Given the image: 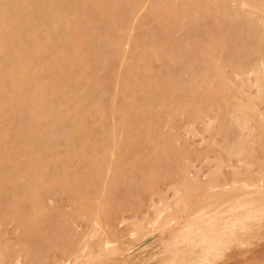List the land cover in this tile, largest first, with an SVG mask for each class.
Instances as JSON below:
<instances>
[{
  "label": "rangeland",
  "instance_id": "1",
  "mask_svg": "<svg viewBox=\"0 0 264 264\" xmlns=\"http://www.w3.org/2000/svg\"><path fill=\"white\" fill-rule=\"evenodd\" d=\"M85 1L77 8L111 6L108 13L99 9L108 20L101 24L100 35L121 44L118 58L84 63L87 83L101 96L105 110L102 116L89 114L86 119L104 118L92 120L99 137L105 129L109 133L121 115L115 137L112 134L119 143L113 140L104 150L97 144L100 137L89 143L82 141L83 134L68 137L67 122L44 123L40 139L55 143L48 149L52 156L45 169L36 172L41 177L26 179L27 185L20 178L1 176L7 174L5 169L0 171V264H264V77L259 82L254 78L264 73V0ZM188 2L190 14L185 7L181 13L180 6ZM241 2L246 5L239 7ZM114 6L120 14H114ZM251 11L252 20L245 16ZM81 39L82 35L80 43ZM166 50L169 53L164 54ZM83 54L79 59L86 58ZM47 62L37 58L33 63L37 67H32L43 81L58 76L64 67L58 62L56 70L52 61ZM81 81L78 85L76 80V91L83 90L85 80ZM76 101L70 103L73 108ZM0 134V156L11 155L14 131ZM13 157L21 165L28 161L26 156ZM34 191L39 200L32 209L25 198ZM172 217L179 220L165 223ZM211 246L209 254L206 249Z\"/></svg>",
  "mask_w": 264,
  "mask_h": 264
},
{
  "label": "bare ground",
  "instance_id": "2",
  "mask_svg": "<svg viewBox=\"0 0 264 264\" xmlns=\"http://www.w3.org/2000/svg\"><path fill=\"white\" fill-rule=\"evenodd\" d=\"M78 0H0V118H1V122H0V126L2 131L1 132H7V131H14L15 136L13 137L12 140H9V145L10 147L14 148V151L11 152V155L6 156V154H8V152H5L4 156H0V167L2 169H0V171L3 169H5V173L7 174H3L1 176H8L11 179L16 178H20L21 180H25L29 179L32 177V179H34V181L36 180V177H41L38 176V173H41V170L46 166L47 160L49 158H51L50 156H52L51 152L49 151L50 148L53 147V143H55L54 140H41L40 139V133L42 131V127L44 125V123L46 121H51L54 124H64L65 122L68 123V137L69 136H74L77 133H79V135L81 136L83 134L84 136V140L82 141H86V143L91 140H93L95 137V139H97L99 135V132H96L94 129L91 128V124L94 122H99L104 120V118L100 117L102 116L103 112H105L104 109H101L102 107V101H101V96H99V94H95L93 92V89L91 88V86L87 83V80H89L86 76H88L87 74V67H86V63L87 60L88 61H94L97 62V60L102 61V64L107 62V58L110 57H117V55L119 54V49H121V44H117V43H113L108 42L110 39L106 40L104 39L105 37H103L102 35H100V30L102 29L101 24L104 22H108L103 20L104 19V14L102 11V8H106L104 10L105 13L107 12V7L111 6H107L106 7V3H104L106 0H103V3L106 4L104 7H100L99 9H102L99 11L94 9H90L88 10V5H84L87 8H84V10H80L77 8V5L79 4V2L84 3L82 1H78ZM85 1V0H84ZM91 1V0H90ZM98 1V0H96ZM163 1V0H162ZM214 1V0H213ZM212 1V2H213ZM242 1V0H241ZM87 2V1H85ZM89 2V0H88ZM93 3L95 2L94 0L92 1ZM91 2V3H92ZM99 2H102L99 0ZM204 2V1H203ZM210 2V1H209ZM211 2V3H212ZM246 2V1H245ZM80 3V4H81ZM90 3V2H89ZM110 3V2H109ZM175 3V2H174ZM189 3V2H188ZM186 4L185 6L181 5L179 8L180 10L182 8H187L188 12L191 11V7L188 8L186 6H190L191 4ZM247 3V2H246ZM246 3L241 2V4L239 3V5H246ZM102 4V3H101ZM103 4V5H104ZM184 4V3H183ZM210 4V3H209ZM216 4V3H215ZM213 4V6L217 7V5ZM230 4V3H229ZM232 4H233V0H232ZM110 5V4H109ZM123 5V4H122ZM125 5V4H124ZM130 5V4H129ZM134 5V4H133ZM132 5V6H133ZM177 5V4H176ZM208 5V3H207ZM80 6V5H79ZM237 6V5H236ZM122 7V6H121ZM131 7V6H129ZM226 7V6H225ZM228 7V6H227ZM241 7V6H239ZM115 8V6H114ZM119 7H116L114 14L116 15V13H118V9ZM125 8H128L125 6ZM193 8V7H192ZM223 8V6H222ZM229 8V7H228ZM109 9V8H108ZM177 9V10H179ZM186 9V10H187ZM190 9V10H189ZM225 9V8H224ZM235 9V8H234ZM176 10V11H177ZM184 9H182L180 12L182 13ZM193 10V9H192ZM229 10V9H228ZM227 10V11H228ZM85 11V12H84ZM109 11V10H108ZM83 12L84 17L81 18V16H83V14L81 13ZM186 12V13H188ZM218 12V11H217ZM216 12V13H217ZM236 12V11H235ZM108 13V12H107ZM185 13V12H183ZM192 13V12H191ZM232 13V12H231ZM238 13V11H237ZM241 13V12H240ZM256 12H254L255 14ZM82 14V15H81ZM120 14V13H118ZM128 14V13H127ZM190 14V12H189ZM196 14V12L194 13ZM239 14V13H238ZM243 14V13H241ZM113 15V16H115ZM124 14H121V17ZM132 14H130L131 16ZM184 15V14H182ZM235 15V13H234ZM252 11L251 12H246L245 16L247 18H249L250 20H252ZM112 16V17H113ZM119 16V15H117ZM129 17V14L126 15ZM207 16V15H206ZM240 16V15H239ZM106 17V16H105ZM190 17V16H189ZM193 17V15H192ZM241 17V16H240ZM107 18V17H106ZM105 18V19H106ZM116 18V17H115ZM114 18V19H115ZM124 18V17H123ZM143 18V17H141ZM183 18V17H181ZM187 18V17H186ZM196 19V17H194ZM209 18V17H208ZM84 19V22H82ZM117 19V18H116ZM136 19V18H135ZM188 19V18H187ZM248 19V20H249ZM256 19V20H255ZM253 18V20H255L257 22V19L259 18ZM264 18L262 17V22ZM119 19L115 20L116 24L114 25V27L119 26L120 22H118ZM159 20V19H158ZM182 20V19H181ZM249 20V21H250ZM133 21V20H132ZM163 21V20H162ZM208 21V20H207ZM245 21V20H244ZM260 21V20H259ZM135 22V20H134ZM142 22V21H140ZM136 23H139L136 22ZM194 23V22H193ZM191 23V24H193ZM187 24V23H186ZM190 24V25H191ZM264 24V23H263ZM104 25V24H103ZM110 25V24H109ZM188 25V24H187ZM106 26V25H104ZM189 26V25H188ZM212 26V25H211ZM101 27V29H100ZM114 27H110V30L113 29L114 31ZM258 29L259 27L261 28V26H257ZM109 29V27H108ZM257 29V30H258ZM218 30V29H217ZM235 30V29H234ZM261 34L260 36L264 39V25L263 28L261 29ZM213 32V31H212ZM246 32V31H245ZM259 32V31H258ZM112 33V32H110ZM134 33V32H133ZM132 33V34H133ZM216 33V31H215ZM222 33V32H221ZM247 33V32H246ZM260 33V32H259ZM136 34V33H135ZM140 34L137 32V35ZM82 35L83 36V41L81 39V42L79 41V36ZM259 36V37H260ZM103 37V39L101 38ZM139 37V36H138ZM219 37V36H218ZM82 38V37H81ZM103 41V42H102ZM107 42L105 44V42ZM80 43V44H79ZM248 43V42H247ZM262 43V42H261ZM252 44V43H251ZM60 45V46H59ZM208 45V44H207ZM206 45V46H207ZM84 46V47H82ZM120 46V47H119ZM244 46V45H243ZM60 47V48H59ZM126 47V46H125ZM137 47V46H136ZM85 48V49H83ZM90 48V49H89ZM127 48V47H126ZM161 48V47H160ZM89 49V50H88ZM132 49V48H131ZM200 49V48H199ZM208 49V48H207ZM85 50V51H84ZM126 50H130V49H126ZM133 50V49H132ZM158 50V47H156V51ZM205 50V49H204ZM255 50H257V48H255ZM87 51V52H86ZM136 51V50H133ZM138 52H141V50L137 49ZM150 51V50H149ZM149 51H148V55H149ZM162 51V50H159ZM157 51V52H159ZM165 51V50H163ZM202 51V50H200ZM81 52H84L81 53ZM126 52V51H125ZM132 51H130L131 53ZM136 54H139V53ZM143 52V51H142ZM204 52V51H203ZM259 52V51H258ZM153 53V52H152ZM169 53V50L167 52L164 53ZM80 54H83V56H86V58H80ZM86 54V55H85ZM151 54V51H150ZM217 54V53H216ZM245 54V53H244ZM140 55V54H139ZM51 56V57H50ZM82 56V57H83ZM175 56V55H173ZM172 56V57H173ZM244 56V55H243ZM122 56L120 55V58ZM171 59H174L172 58ZM37 58H42L47 61H52V64L55 66H53L56 70L60 67H57V63H63L64 67L62 66V64L60 66H62L63 68L61 70H59V74L58 76L55 77H51L50 79H47L45 81H43L44 79L40 78V74L38 73V78L35 76L37 74H33L32 69L33 63H35ZM90 60H89V59ZM138 58V57H137ZM135 58V59H137ZM142 58V57H141ZM83 59H86L83 60ZM122 59V61H121ZM120 59L121 62L124 63L125 60H123V57ZM131 59V58H129ZM140 59V58H139ZM138 59V60H139ZM144 61V58H142ZM159 59V58H158ZM169 59V58H168ZM35 60V61H34ZM81 60H83L84 62L82 63ZM134 60V59H133ZM141 60V59H140ZM218 60V59H216ZM215 60V61H216ZM56 61V62H55ZM119 61V60H118ZM117 61V62H118ZM137 61V60H136ZM262 61V60H261ZM43 62V61H42ZM41 62V63H42ZM211 62V61H210ZM263 62V61H262ZM261 62V63H262ZM49 63V62H47ZM85 63V64H84ZM185 63V62H184ZM202 63V62H201ZM216 63V62H215ZM92 64V62H91ZM210 64V63H209ZM218 64V63H217ZM46 65V64H45ZM57 65V66H56ZM88 65V64H87ZM106 65V64H104ZM136 66V63L134 64ZM148 65H150L148 63ZM51 66V67H52ZM93 66V65H92ZM264 66V65H263ZM37 67V66H35ZM40 67V66H39ZM43 67V66H42ZM41 67V68H42ZM57 67V68H56ZM106 67V66H105ZM121 67V65H120ZM119 67V68H120ZM132 67V66H131ZM191 67V66H190ZM200 67V66H198ZM208 66H206L207 69ZM212 67V66H210ZM209 67V68H210ZM76 70H74V69ZM135 68V67H134ZM202 68V67H201ZM252 68V67H251ZM255 68V67H254ZM258 68V67H257ZM264 68V67H261ZM260 68V69H261ZM40 69V68H39ZM43 69V68H42ZM114 69V68H113ZM259 69V68H258ZM38 70V69H37ZM49 70L51 71V68H49ZM115 70V69H114ZM131 70V69H130ZM136 70V69H135ZM184 70V69H183ZM205 70V69H204ZM217 70V68H216ZM257 70V69H256ZM129 71V69H128ZM139 71V70H138ZM137 71V72H138ZM203 71V70H202ZM208 71V70H207ZM263 71V70H262ZM116 71H114V75ZM184 72V71H183ZM200 72V71H199ZM213 72V71H212ZM260 72V70H259ZM36 73V72H35ZM87 73V74H86ZM253 73V72H252ZM42 74V73H41ZM90 74V73H89ZM112 74V73H111ZM119 74V73H118ZM135 74V73H133ZM199 74V73H198ZM201 74V73H200ZM199 74V75H200ZM260 75H258V73L255 75L256 77L255 80L258 82L259 80L261 81V77H264V73L260 72ZM113 75V76H114ZM120 75V74H119ZM125 75V74H124ZM127 75V74H126ZM129 76V75H127ZM126 76V77H127ZM135 75H132V77ZM197 76V75H196ZM43 77V76H42ZM131 77V76H129ZM131 77V78H132ZM149 77V76H148ZM147 77V78H148ZM160 77V76H157ZM215 77V76H214ZM128 78V79H131ZM138 77H136L137 79ZM151 79V77H149ZM178 79V77H176ZM180 78V77H179ZM133 79V78H132ZM149 79V80H150ZM245 79V78H244ZM75 80V81H74ZM76 80H78V85L82 82L81 80H85V82H83L84 87L82 88L83 90H81V92H79L76 88L74 87V85L76 84ZM146 80V79H145ZM181 80V79H180ZM240 80V79H239ZM81 81V82H80ZM152 81V79H151ZM255 81V82H256ZM75 82V84H74ZM128 82V81H127ZM130 82V81H129ZM133 82V81H132ZM136 82V81H135ZM174 82V80H173ZM199 82V81H198ZM264 83V80L262 81ZM175 83V82H174ZM200 83V82H199ZM216 83V82H215ZM250 83V82H248ZM97 84V83H96ZM133 84V83H132ZM170 84V82H169ZM141 85V84H140ZM207 85V82H206ZM211 85V84H210ZM144 86V85H143ZM160 86V85H159ZM173 86V85H172ZM176 86V85H175ZM242 86V85H241ZM250 86V85H249ZM142 87V86H141ZM174 87V86H173ZM260 87V86H259ZM116 89V88H115ZM175 89V88H174ZM176 89H178L176 87ZM262 89V87L260 88V90ZM78 93H76V92ZM127 91V90H126ZM142 91V90H141ZM172 91V90H171ZM175 91V90H174ZM177 91V90H176ZM211 92V91H210ZM240 92V91H239ZM133 93V91H132ZM131 93V94H132ZM135 93V90H134ZM209 93V92H207ZM130 94V93H129ZM130 94V95H131ZM142 94V93H141ZM147 94V93H146ZM180 94V93H179ZM206 94V92H205ZM242 94V93H241ZM256 95V92H255ZM147 96V95H146ZM145 96V97H146ZM149 96V95H148ZM178 96V95H177ZM199 96V95H198ZM208 96V95H207ZM214 96V95H213ZM257 96V95H256ZM170 97V96H168ZM78 100L76 101L77 106L75 108H73L70 103L72 102V100ZM150 98V97H149ZM152 98V97H151ZM163 98V97H162ZM175 98V97H174ZM173 98V99H174ZM235 98V96H234ZM258 98V97H257ZM133 99V98H132ZM146 99V98H145ZM155 99V98H154ZM169 99V98H168ZM149 100V99H148ZM96 101V103H95ZM99 101V102H97ZM147 101V100H146ZM145 101V102H146ZM160 101V100H157ZM184 101V100H183ZM148 102V101H147ZM186 102V101H185ZM198 101H196L197 103ZM99 103V104H97ZM224 103V102H223ZM256 103V102H254ZM97 104V105H95ZM125 104V103H124ZM151 105V102L149 103ZM164 104V103H163ZM186 104V103H185ZM128 105L129 102H128ZM146 105V104H145ZM169 105V104H168ZM192 105V104H191ZM198 105V104H196ZM244 105V103H243ZM256 105V104H255ZM254 105V106H255ZM96 106V107H95ZM171 106V104H170ZM190 106V104H189ZM195 106V105H194ZM192 106V108L194 107ZM133 107V106H132ZM131 107V108H132ZM180 107V106H179ZM250 107V106H249ZM166 108H168L166 106ZM172 108V106H171ZM196 108V107H195ZM239 108V106H238ZM241 108V107H240ZM130 109V108H129ZM138 109V108H136ZM141 109V108H140ZM151 109V107L149 108ZM186 109V108H185ZM200 109V108H199ZM172 110V109H171ZM179 110V109H178ZM187 110V109H186ZM197 110V109H196ZM132 111H136V110H132ZM142 111V110H141ZM153 111V110H152ZM185 111V110H184ZM189 111H191L189 109ZM199 111V110H198ZM203 111V110H202ZM251 111V110H250ZM131 112V111H130ZM144 112V111H142ZM154 112V111H153ZM197 112V111H195ZM99 114L100 116H97V119L95 117V114ZM137 113V112H136ZM141 113V112H140ZM151 113V112H150ZM241 113V112H240ZM92 114L94 117H92L91 120L86 119V117ZM102 114V115H101ZM142 114V113H141ZM164 114H167L164 112ZM181 114V113H180ZM242 114V113H241ZM138 115V113H137ZM232 115V114H231ZM238 115V114H237ZM121 116V115H120ZM119 116V117H120ZM140 116V114L138 115ZM170 116V115H169ZM230 116V115H229ZM240 116V115H239ZM118 117V118H119ZM233 117V116H232ZM118 118L116 119V121L118 120ZM121 118V117H120ZM141 118V116H140ZM172 118V117H171ZM234 118V117H233ZM248 118V117H246ZM230 119V118H229ZM236 119V118H235ZM94 122H93V121ZM98 120V121H96ZM130 120V119H129ZM137 120V119H136ZM231 120V119H230ZM247 120V119H246ZM116 121H114L115 123H117ZM124 123L123 125L126 123L125 120H123ZM128 121V120H127ZM168 121V120H167ZM166 121V122H167ZM243 121V120H242ZM120 122V121H119ZM136 122V121H135ZM138 122V121H137ZM140 122V121H139ZM234 122V121H233ZM241 122V121H240ZM114 125L111 126V128H107L109 129V133L106 132L108 130H104L101 132V136L100 140L97 144L100 143V147L104 148V150H108L106 148V146H108V144L111 141H116L115 138L112 137V134L114 136V132L115 129L117 130L118 125L115 126ZM134 123V122H133ZM147 123V122H146ZM150 123V122H149ZM232 123V122H231ZM244 123V122H242ZM104 124V123H103ZM103 124H101L103 126ZM138 126V123H136ZM144 124V123H142ZM152 124V122H151ZM233 124V123H232ZM108 126V125H107ZM141 126V125H140ZM104 127V126H103ZM102 127V128H103ZM109 127V126H108ZM242 127V126H241ZM119 128V127H118ZM228 128V126H227ZM125 129V127L122 128ZM141 129V128H140ZM155 129V127H154ZM226 130V128H224ZM133 130V128H132ZM144 130V129H143ZM149 130V129H148ZM223 130V129H222ZM247 130V129H246ZM119 131V130H118ZM117 131V132H118ZM141 131V130H140ZM153 131V129H152ZM151 131V132H152ZM238 131V130H237ZM0 132V133H1ZM81 132V133H80ZM124 132V131H123ZM139 132V130H138ZM142 132V131H141ZM140 132V133H141ZM227 132V131H226ZM144 133V132H142ZM148 133V131H147ZM146 133V134H147ZM231 133V132H230ZM233 133V132H232ZM116 134V133H115ZM123 134V133H122ZM128 133L126 132V135ZM1 135V134H0ZM166 135V134H165ZM241 135V134H240ZM8 136H11L8 134ZM170 136V135H169ZM82 137V136H81ZM98 137V139H99ZM102 137V138H101ZM115 137V136H114ZM165 138V136H163ZM241 137V136H239ZM128 138V137H127ZM126 138V139H127ZM173 138V137H172ZM1 136H0V140H1ZM10 139V138H8ZM6 139V140H8ZM163 139V138H162ZM169 139V138H166ZM239 140V139H238ZM81 141V142H82ZM237 141V140H236ZM2 142V141H1ZM0 142V144H1ZM7 142V141H6ZM88 142V143H89ZM166 142V141H165ZM231 142V141H230ZM247 142V141H246ZM117 143H119L117 141ZM155 143V142H154ZM91 144V143H90ZM163 144V143H162ZM170 144V143H169ZM82 147L84 146L81 143ZM89 145V144H87ZM111 145H113L111 143ZM157 145V143H156ZM155 145V148H156ZM3 146V145H2ZM115 146V145H114ZM160 146V145H159ZM163 146V145H162ZM117 147V146H116ZM7 149V147H6ZM49 149V150H48ZM115 149V148H114ZM158 149V148H157ZM167 149V148H166ZM1 150V149H0ZM8 150V149H7ZM6 150V151H7ZM13 150V149H11ZM103 151V150H102ZM156 151V150H154ZM163 151V150H162ZM174 151V150H173ZM231 151V150H230ZM3 152V151H2ZM54 154L56 151H53ZM101 152V151H100ZM108 152V151H106ZM160 152V151H159ZM236 152V151H235ZM14 153V154H13ZM49 153V154H48ZM118 153V152H117ZM167 153V152H165ZM164 153V155H165ZM74 153H72L73 155ZM103 154V152H102ZM232 154V153H231ZM20 155L22 156H26L28 157V161L26 162V164L21 165V163L18 161L20 160L19 156H18V160L16 158H14L13 156H17ZM57 155V154H56ZM55 155V156H56ZM115 155V153L113 154ZM119 155V154H118ZM156 155V154H155ZM75 159L77 155H75ZM79 156V155H78ZM167 156V155H166ZM229 156V155H228ZM73 157V156H72ZM81 157V156H80ZM137 157V156H136ZM135 157V158H136ZM156 157V156H155ZM162 157V156H161ZM69 158V157H68ZM74 158V157H73ZM159 158V157H157ZM156 158V159H157ZM168 158V157H167ZM27 159V158H25ZM137 159V158H136ZM160 159V158H159ZM158 159V160H159ZM165 159V158H164ZM153 160H155L153 158ZM162 160V159H161ZM21 161V160H20ZM23 161V160H22ZM46 161V162H45ZM83 161V160H81ZM157 161V160H156ZM166 161V160H165ZM54 162V160H53ZM78 162V161H77ZM153 162V161H152ZM159 162V161H158ZM167 162V161H166ZM185 162V161H184ZM25 163V160L24 162ZM79 163V162H78ZM50 164V163H49ZM57 164V163H56ZM63 164V163H62ZM121 164V163H120ZM66 165V164H65ZM131 165V164H130ZM126 166V165H125ZM177 166V165H176ZM186 166V165H185ZM22 167V168H21ZM53 167V166H52ZM132 167V166H131ZM42 168V169H41ZM93 168V167H92ZM136 168V167H134ZM148 168V167H147ZM22 169V170H20ZM45 169V168H44ZM149 169V168H148ZM147 169V170H148ZM153 169V168H152ZM127 170V169H126ZM129 170V169H128ZM141 170V169H140ZM154 170V169H153ZM7 171V172H6ZM20 171V172H19ZM38 171V172H37ZM17 172L20 173V176L17 175ZM37 172V174H36ZM94 172V171H93ZM127 172V171H126ZM86 174V172H85ZM92 174V173H91ZM90 174V175H91ZM116 174V173H115ZM127 174V173H126ZM125 174V175H126ZM37 175V176H35ZM119 175V174H117ZM35 176V177H34ZM48 176V175H47ZM46 176V177H47ZM86 176V175H85ZM89 176V175H88ZM6 177V178H8ZM72 178H75L73 176H71ZM82 177V176H81ZM150 177V176H149ZM1 178V177H0ZM8 178V179H9ZM85 177H83L84 179ZM16 179V180H18ZM71 180V178H68ZM15 180V179H14ZM19 180V181H21ZM49 180V179H48ZM2 181V180H1ZM9 181V180H8ZM31 181V180H29ZM67 181V180H66ZM152 181V180H151ZM11 182V181H10ZM23 182V181H22ZM27 183V181H26ZM7 184V182H6ZM25 184V183H24ZM38 184V183H37ZM1 185V184H0ZM5 186V184H2ZM11 185V184H10ZM9 185V186H10ZM28 185V183H27ZM7 186V185H6ZM13 186V185H12ZM3 187V186H2ZM18 187V186H17ZM10 188V187H9ZM8 186L6 187V190L9 189ZM14 188V187H13ZM12 188V189H13ZM30 188V187H29ZM3 189V188H2ZM22 189V188H21ZM50 189V188H49ZM4 190V191H6ZM15 190V189H14ZM35 190V189H33ZM42 191V190H41ZM47 191V190H46ZM13 191H11L12 193ZM16 192V191H15ZM20 192V191H19ZM33 192V191H32ZM8 193V192H7ZM9 193V194H11ZM35 194H27L29 196H27L26 198L23 197L22 199H26L28 202H30L32 204V209H34L38 204H37V200H39V196L38 193L36 191H34ZM44 193V192H43ZM6 194V193H5ZM15 194V193H14ZM12 196V195H10ZM20 198V197H19ZM16 198V202L17 199ZM24 199V201H26ZM11 200V199H9ZM218 202V201H217ZM12 203V202H11ZM23 203V202H22ZM215 203V202H214ZM203 204V203H201ZM211 204V203H210ZM8 205V204H7ZM12 205V204H11ZM209 205V204H208ZM205 206V205H203ZM34 207V208H33ZM42 207V206H41ZM40 207V209H41ZM209 207V206H208ZM186 208V207H185ZM190 208V207H189ZM193 208V206L190 208ZM205 208V207H204ZM9 209V207H8ZM13 209V208H11ZM22 209V207H21ZM30 209V208H29ZM28 209V210H29ZM78 209V208H77ZM167 209V208H166ZM20 210V207L17 208L15 211ZM36 210V209H35ZM185 210V209H184ZM194 210V209H193ZM30 212H32L31 210H29ZM82 211V209H81ZM160 211V210H159ZM186 211V213L188 212ZM198 211H201V209ZM40 212V211H38ZM22 213V212H19ZM28 213V212H27ZM185 213V212H184ZM195 211H193V215ZM197 213V212H196ZM39 214V213H37ZM43 214V213H42ZM83 214V213H82ZM189 214V213H188ZM190 214H192L190 212ZM8 215V214H7ZM22 215V214H19ZM31 215V214H30ZM34 215V214H33ZM202 218H206V216L203 217V212L201 214ZM18 216V214L16 215V217ZM26 216V215H25ZM87 216V215H86ZM7 217V216H6ZM23 217V216H21ZM34 217V216H33ZM88 217V216H87ZM27 217H25L26 219ZM42 218V217H41ZM48 218V217H47ZM195 217L193 216V219ZM201 218V219H202ZM204 218V219H205ZM90 219V218H89ZM176 218H171L168 219L169 221H167V219H165V223H172L173 221H175ZM178 219V218H177ZM176 219V220H177ZM2 219H0L1 222ZM9 220V219H8ZM16 220V219H15ZM179 220V219H178ZM177 220V221H178ZM30 222L33 221L29 220ZM96 221V220H95ZM17 222H21L17 221ZM28 222V221H27ZM22 223V222H21ZM26 223V222H25ZM35 223V222H34ZM24 224V223H23ZM25 225V224H24ZM30 225V223H29ZM27 226V225H26ZM38 226V224H37ZM23 228V227H21ZM30 228H32V224L30 225ZM36 229V228H34ZM28 231V230H27ZM40 231V229H39ZM38 231V232H39ZM24 232V230H23ZM36 232V231H35ZM34 232V233H35ZM37 232V233H38ZM26 233V232H25ZM43 233V232H42ZM51 233V232H50ZM44 235V234H43ZM14 244V243H13ZM20 244V243H19ZM26 244V242H25ZM104 244V243H103ZM22 246V245H21ZM103 246V245H102ZM12 247V246H11ZM23 247V246H22ZM24 248V247H23ZM22 248V249H23ZM209 248V247H208ZM214 246H211L209 249H206V252L209 251H213ZM13 250V249H12ZM41 250V249H39ZM208 250V251H207ZM25 252V251H24ZM109 252V251H108ZM13 253V251H12ZM31 253V252H30ZM111 253V251H110ZM205 253V250H204ZM26 254V253H24ZM28 254V253H27ZM207 254V253H206ZM208 254V255H209ZM31 255V254H30ZM32 256V255H31ZM99 257V256H98ZM91 260V259H90ZM89 261V260H88ZM85 263V262H84ZM88 263V262H87ZM89 264V263H88Z\"/></svg>",
  "mask_w": 264,
  "mask_h": 264
}]
</instances>
